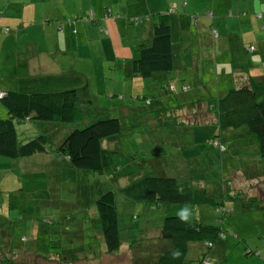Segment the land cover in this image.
Listing matches in <instances>:
<instances>
[{"label":"rangeland","instance_id":"obj_1","mask_svg":"<svg viewBox=\"0 0 264 264\" xmlns=\"http://www.w3.org/2000/svg\"><path fill=\"white\" fill-rule=\"evenodd\" d=\"M76 7L77 4L73 8L75 12L69 17L62 18L61 12H57L56 28L61 29L63 22L68 23L69 28L65 42L59 41V50H55L52 56L56 66L48 67L46 73L29 81L23 78V59L28 48L26 43H37L38 39L46 36L42 43L50 45L54 33L43 30L46 23L26 26V32H21L23 26L12 28L0 24V41L6 39L0 43V75L4 84L10 87L7 89L29 92L76 89L80 99L89 101L87 109L92 111L71 123H19L16 125L19 139L26 140L37 133H44L50 139L48 149H52V145H57L73 128L93 120L99 111L107 112L110 117H117L121 131L112 139L102 141V147L107 151L103 155L104 166L101 173L77 169L75 176L69 174L68 182L61 181L57 185L49 183L55 180V176H52L43 186L48 188L49 184L48 195L44 191L42 193L43 201L38 194L40 192L15 199L10 194V190L15 187V179L6 170V176L0 184V246L3 241L17 243L19 239L18 228L11 233L15 225L4 224L6 218L2 215L3 210L6 211L10 206L12 217L19 215V208L15 205L22 204L21 213L27 212L29 219L43 216L45 220L50 217V212L71 208L72 203L75 209H83L98 188L106 191L123 187L138 177L160 173L177 178L193 190L206 189L215 203L196 201L193 204H160L153 207L144 202L127 203L129 199L116 192L118 222L123 241L118 251L105 253L107 264H140L145 259L147 262L143 261L144 263L152 264L158 253L155 239L162 217L178 214L194 216L222 229L223 235L221 239H217L218 245L207 250L210 257L215 255L217 258V254L230 253L224 264H238L235 261L243 258V255L236 252L241 248H250L255 252L252 255L256 258L255 264L260 260L264 264V175H261L263 170L260 167L256 139L246 126L225 131L218 129L216 118L205 104L197 108L187 105L209 95L219 96L232 88L235 85L233 76L245 75V72L239 70L240 67H244L252 75L260 73L264 77V43L259 42V38H264L263 12L255 13L257 20L253 17L255 25L252 26V31H247L238 40L228 42V47L221 42L222 38L217 41L211 38L212 30L209 31L208 25L202 26L205 28L202 30L203 36L206 37L197 42L181 40L183 29L173 26L172 39L178 70L167 73V76H174L173 82L178 88L181 86V79H184L188 90L179 94V101L186 100L180 107H174L171 100H162V104L173 108L158 117L154 111L158 103L154 102V98L158 93H165V89L156 84L153 78L132 76L130 71L131 61L137 54L139 45L142 42L148 43L152 37V32L149 34L148 29L143 27L148 19H152L151 13L148 16H136L138 11L129 6V11L133 9V14H122L115 18L112 16L115 29L106 33L105 29L100 30V25L94 23L93 19L96 18L92 10L87 17L85 12H77ZM107 11L105 9L104 15H108ZM208 11L199 15L206 16L210 23L212 16L207 15ZM231 11L229 17L238 15ZM197 16L194 15L193 18ZM4 27L8 30H2ZM125 27L128 28L125 30ZM194 28L192 25L188 29ZM233 29V33L240 34L239 26L236 28L233 25ZM18 33V39L15 40ZM60 35L62 36L61 32ZM133 37L142 42L138 44ZM249 45L252 50L247 49ZM33 59L41 61L39 57ZM233 70L236 71L234 75H229ZM142 97L151 99L152 102L148 104V100L141 99ZM0 108L6 111L1 103ZM201 124H205L203 132L206 136L203 140L194 142L193 126L200 127ZM212 139H215V143L211 142ZM193 148L197 152L189 154V150ZM40 156L42 155H31L21 161L34 162L41 159L38 158ZM54 159L61 161L58 157ZM27 175L33 176V172L29 171L25 176ZM94 179L99 181L98 185H93ZM25 183L32 181L27 179ZM26 184L24 187L27 191ZM48 192L53 199H47L50 197ZM8 197L13 200L8 202ZM218 203L222 209L216 207ZM56 225L60 226V223ZM48 226L50 229V225ZM134 239L136 240L133 241ZM202 253V243L192 244L188 252L191 264L196 263ZM102 256L104 254L101 258ZM216 258H213V264ZM9 259L17 261L14 255L0 254V264H11ZM97 261L84 264H105Z\"/></svg>","mask_w":264,"mask_h":264},{"label":"trees","instance_id":"obj_2","mask_svg":"<svg viewBox=\"0 0 264 264\" xmlns=\"http://www.w3.org/2000/svg\"><path fill=\"white\" fill-rule=\"evenodd\" d=\"M169 14V12L159 13V18L153 23L152 37L148 43L142 42L139 45L138 52L131 61L130 71L132 76L156 80V84L167 92L163 100H171L174 107H180L183 102L184 104L186 102V100H178L179 94L185 92L181 87L187 84L182 82L178 88L173 82L174 76H167V73L175 69L178 70ZM207 15L212 16V12L208 11ZM194 22H196V18H194ZM214 32L217 31H212V36L217 38L218 36L215 37ZM247 49L252 50L251 46ZM233 80L235 85L221 95L199 98L196 101H191L189 105L192 108H197L205 104L216 118L217 127L220 130L225 131L246 126L256 139L260 167L263 170L261 175H264V77L255 76L245 71L244 76L235 75ZM141 99L148 100V104L152 102L151 99L145 97ZM87 102L89 101L80 99L76 89L30 92L8 90L3 92L0 103L5 108L7 116L0 118V156L18 162L31 155L51 151L58 159L67 161L74 170L81 169L101 173L105 152L102 141L107 138L112 139L121 131V124L117 117H110L107 112L99 111L93 120L89 123L85 121V125L73 128L57 145H52V149H48L50 139L47 134L37 133L29 139L20 140L16 127L19 123L31 121L71 123L75 119L83 117L81 115L92 113L87 109ZM158 108L154 111L159 117L173 107L162 104ZM202 125L195 126L196 142L203 140L206 136V133L203 132L205 124ZM214 141L215 139L211 140L215 143ZM220 146L223 147L221 144ZM196 152L195 149L191 150V154ZM116 192L129 199L127 203L129 201L144 202L153 207L160 204H193L196 201L215 203L206 189L193 190L182 184L177 178L160 173L138 177L123 187L106 191L101 189L89 200H93L90 208L95 212L94 221L99 224L97 229L108 253L118 251L123 241L120 236ZM219 205L220 203L216 207L222 209ZM85 218L86 220L90 219V217L87 219V216ZM47 222L51 224L50 218L47 219ZM18 226L19 224L16 223L15 229ZM86 231L94 233V227L88 226ZM71 235L68 238L74 239L76 232L74 231ZM222 235L223 231L220 227L204 223L194 216L184 214L163 216L155 239L158 253L152 260V264H191L188 252L191 245L198 242L203 245V253L194 264H205L206 261L213 264V258L216 257L214 255L210 257L207 250L218 245L217 239H221ZM46 236L43 235V237ZM49 236L42 240H50ZM42 243L39 242V244ZM45 244L46 250L47 246L50 250L54 249L48 245V241ZM8 248L12 249V247L5 249L1 245L0 254L7 253L8 256V252H6ZM241 251L246 257L255 254L250 248L245 250L241 248ZM143 261L147 262V259L142 260L140 264H146Z\"/></svg>","mask_w":264,"mask_h":264},{"label":"crops","instance_id":"obj_3","mask_svg":"<svg viewBox=\"0 0 264 264\" xmlns=\"http://www.w3.org/2000/svg\"><path fill=\"white\" fill-rule=\"evenodd\" d=\"M76 4L78 5V7H76L78 8L77 12H80V14L85 12L87 17L89 16V11L92 10L94 12V17L96 18L93 19L94 23L100 25V30L105 29L106 33H109L110 30L114 28V20L112 16L115 18L119 15L122 16V14L132 15L133 9H136L138 11L136 16H148V13H151L152 19H148L146 26H143L146 27L149 34H151V32L153 33V23L159 18V13L169 12V19L171 20L172 28L175 26L180 30L183 29L184 34L182 35L181 40L186 42L203 40L206 36H203L202 30L205 28H202V26L208 25L209 31L212 30L218 32V38H213V36H211V38L216 41L222 38L223 40L221 42L226 46L228 42L244 37V34L247 31L249 33L252 31L251 28L255 25L253 23V17H255V21L257 20L255 13L263 12L262 18H264V0H0L1 25H9L12 26V28L23 26L21 32H26V29L28 28L26 26L46 23L44 24L45 26L43 27V30L45 32L51 31L54 33L50 45L42 43L47 38L46 36H43L42 39H38L37 43H31L30 41L26 43L28 48L25 50L26 57L23 59V66L25 67V76L23 78H26L25 81L37 79L40 74L47 72L48 67L52 65L56 66L52 56L54 55L55 50H59V41L63 40L65 42L66 32L69 28L68 23L66 24L64 22L61 29L56 28V23L58 22V20H56L57 12H61L62 18L69 17L70 14L75 12L73 8H75ZM129 6L133 8L131 11H129ZM105 9H108V15H104ZM205 10L212 12L210 23H208V18L206 16L200 17L201 15H199ZM230 10H232V13L238 15L229 17L228 14H230ZM243 12L244 15H241ZM146 13L147 15H145ZM194 15L199 16L196 17V22H194ZM82 17L83 16L80 15V18ZM101 19L104 21H101ZM215 21L216 26H214ZM122 24L126 25L124 23ZM192 25H194L195 28L189 30L188 28ZM233 25H236V28L239 26L241 29L240 34L233 33L235 31ZM246 25H248V27ZM198 26L200 27L198 28ZM127 28L128 27H125V30ZM2 30L7 31L8 28L4 27ZM60 32L62 33V36L60 35ZM19 33L14 37L15 40L18 39ZM133 38L138 44L142 42L137 37ZM5 40L0 41V43ZM259 42L264 43V38H259ZM222 46L223 44L220 45V48ZM33 57H39L41 58V61L36 62ZM239 70L243 72L248 71L244 67H240ZM234 72L236 71L233 70L229 75L233 76ZM255 76H261V74L257 73ZM182 80V82H185L184 79ZM7 88L10 87L4 84L0 75V93L8 91L9 89ZM166 95L167 92H161L154 98V102L158 103L156 109H159L158 107L162 105V100ZM194 101H196V99ZM189 104L190 103L187 105ZM6 116L7 112H4V110H1L0 108V118ZM192 136L193 141L196 142L197 137L195 135V126H193L192 129ZM105 141L106 140H104V142ZM104 142H102V145ZM194 149L196 150V148L191 150ZM191 150H189V154H191ZM38 155H42L38 157L41 159H36L34 162H25L23 160L14 162L0 156V184L6 176V170H8L15 179V187L10 190V194H12L15 199L27 194L30 195L40 192L38 194L41 201H43V191L46 192L45 195H48L47 190L49 184L48 188L43 187L47 184L48 178L55 176V180L50 181L49 183L51 185H57L61 181L68 182L70 179L69 174L75 176L77 173L76 170L69 166L67 161H58L54 159L56 156L52 152L47 151V153H38ZM29 164L31 165L29 166ZM29 171L33 172V176H25ZM27 179H30L32 183L26 184L25 181ZM25 184L28 187L27 191L24 187ZM98 184L99 181L94 179L93 185ZM100 191L101 188H98L95 190L94 194H97ZM49 195L50 197L47 199H53L50 193ZM22 198H26V196ZM6 200L10 202L13 199H9L8 197ZM92 201L93 200H89L86 202L81 210L75 209V206L72 203L70 206L71 208L66 207L65 209L50 212L49 218L51 224L46 221L48 218L44 220L43 216L29 219L27 212L21 213L22 204L15 205L16 208H19V215H14L13 217L11 215V206L8 207L6 211L3 210L2 215L6 218L4 224L11 226L13 223V227L16 223L19 224V239L17 243H7L3 241L5 249L7 247H12L11 250H9V248L6 250L8 256L14 255L17 258V261H12L11 259H9V261L14 262V264H84L98 260L97 262H104L107 264L108 259L105 258V253L108 254V252H106L105 244L97 229L99 224L97 221H94V218H96V216H94L95 212L90 208ZM52 202L53 200L49 203ZM86 216L87 219L88 217H90V219L86 220ZM58 223H60V226L56 225ZM48 225H50V229L48 228ZM91 225L94 227V233L86 231L88 226L90 227ZM14 229L15 228H13L11 233L15 231ZM74 231L76 232L75 236L77 238H68L72 236L71 234ZM42 233H44L45 236H49L51 233L49 236L50 240L46 241H48L49 246L54 247L53 250H50L48 246L46 250V241H43L42 239H45L47 236H41ZM53 235L57 237L54 236L53 238ZM39 242L43 243L39 244ZM235 249H237V247H235ZM236 253H241L243 255L241 249ZM102 254H104V256L101 258ZM229 255L230 253L217 254L218 257L216 258L215 264H224ZM255 261V256L246 257L243 255V258L237 259L235 263L255 264ZM257 264L263 263L260 260Z\"/></svg>","mask_w":264,"mask_h":264},{"label":"built area","instance_id":"obj_4","mask_svg":"<svg viewBox=\"0 0 264 264\" xmlns=\"http://www.w3.org/2000/svg\"><path fill=\"white\" fill-rule=\"evenodd\" d=\"M214 36L216 37V36H218V33L217 32H214ZM172 88H174V87H172ZM181 89L183 90V91H187L188 90V86L187 85H183L182 87H181ZM3 95V92H1L0 93V97ZM205 264H210L208 261H206L205 262Z\"/></svg>","mask_w":264,"mask_h":264}]
</instances>
